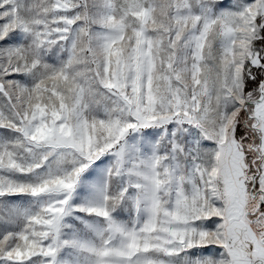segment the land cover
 I'll return each mask as SVG.
<instances>
[{"label": "snow or ice", "instance_id": "1", "mask_svg": "<svg viewBox=\"0 0 264 264\" xmlns=\"http://www.w3.org/2000/svg\"><path fill=\"white\" fill-rule=\"evenodd\" d=\"M0 264H264V0H0Z\"/></svg>", "mask_w": 264, "mask_h": 264}]
</instances>
